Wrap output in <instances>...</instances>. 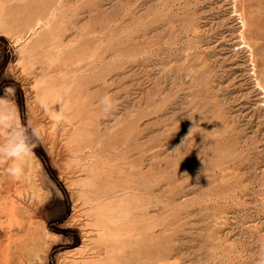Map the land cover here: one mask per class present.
<instances>
[{
	"label": "rangeland",
	"instance_id": "1",
	"mask_svg": "<svg viewBox=\"0 0 264 264\" xmlns=\"http://www.w3.org/2000/svg\"><path fill=\"white\" fill-rule=\"evenodd\" d=\"M0 98L41 133L21 177L0 164V258L264 250V0H0Z\"/></svg>",
	"mask_w": 264,
	"mask_h": 264
},
{
	"label": "clouds",
	"instance_id": "2",
	"mask_svg": "<svg viewBox=\"0 0 264 264\" xmlns=\"http://www.w3.org/2000/svg\"><path fill=\"white\" fill-rule=\"evenodd\" d=\"M14 90L6 89L12 94ZM105 112H111L114 102L110 95L101 98ZM0 164L7 165L6 173L19 178L24 173L26 163L35 157L34 149L41 138L40 129L28 118L27 124L21 122L17 106L9 99L0 98ZM255 264H264V250L257 254Z\"/></svg>",
	"mask_w": 264,
	"mask_h": 264
},
{
	"label": "bare ground",
	"instance_id": "3",
	"mask_svg": "<svg viewBox=\"0 0 264 264\" xmlns=\"http://www.w3.org/2000/svg\"><path fill=\"white\" fill-rule=\"evenodd\" d=\"M16 206H13L12 207V210H11V215L12 216H15L16 215ZM13 249V250H12ZM20 249H22V248H19V250ZM18 250V251H19ZM9 251V250H8ZM23 251V250H22ZM14 248H11V250L9 251V252H2V256H1V258H0V264H13V260H14ZM21 254H22V252H20ZM20 253H19V255H20ZM17 255V254H16ZM21 256V255H20ZM18 257V256H17ZM24 257V256H23ZM6 259V260H5ZM17 259H19V258H17ZM25 259V258H24ZM24 259H22V257H21V259H20V264L22 263V261L24 260ZM22 260V261H21ZM19 261V260H18ZM15 262H17V261H15ZM23 264V263H22Z\"/></svg>",
	"mask_w": 264,
	"mask_h": 264
}]
</instances>
